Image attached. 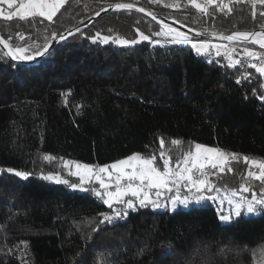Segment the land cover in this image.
Masks as SVG:
<instances>
[{
  "label": "trees",
  "instance_id": "16d2710c",
  "mask_svg": "<svg viewBox=\"0 0 264 264\" xmlns=\"http://www.w3.org/2000/svg\"><path fill=\"white\" fill-rule=\"evenodd\" d=\"M122 1L205 34L264 25V5L239 0L226 3L230 14L215 4L205 14L187 1L172 8L164 0H67L53 21L0 18V34L33 54ZM162 29L135 9H114L37 63L14 61L0 47V168L29 173L26 179L0 173V264H264V213L225 223L209 201L173 210L137 203L127 217L101 222L112 209L96 195L98 184L69 187L79 180L66 160L101 166L140 153L155 155L160 165L161 151L175 162L200 143L239 157L232 171L212 176L217 188L242 191L243 184L259 196L261 182L247 176L243 157L264 161V76L248 62L227 67L223 55L197 54L190 43L156 36ZM137 30L151 40L118 46L89 39L100 32L134 40ZM49 173L67 183L42 178Z\"/></svg>",
  "mask_w": 264,
  "mask_h": 264
},
{
  "label": "snow or ice",
  "instance_id": "6c2138e0",
  "mask_svg": "<svg viewBox=\"0 0 264 264\" xmlns=\"http://www.w3.org/2000/svg\"><path fill=\"white\" fill-rule=\"evenodd\" d=\"M67 2V0H0V4L7 5L9 11L7 15L3 8H0V18L6 20H12L14 17L20 19H30L35 17L46 18L48 21H53V18L57 15L60 8ZM158 2V0H153ZM201 12L209 14L206 5L196 3V0H191ZM254 3L264 5V0H254ZM206 4H215L221 11L227 10L230 14L233 9L228 4L223 3V0H206ZM117 10H131L133 4L131 3H116L113 6ZM140 12H144V8L138 9ZM107 11V9H102ZM100 12L96 15L100 16ZM155 19V15L152 12L147 13ZM264 16V12L260 13ZM255 18L256 13H252ZM163 25V29L156 32V36H165L172 40L173 43L186 44L190 43L191 48L196 51L197 54H211V50L215 49V55L220 57L224 56L228 60L227 67H243L242 60L247 58L250 61L248 67L255 69L257 73L264 76V53L257 52L251 48L243 47L240 52H237V46L251 43L258 45L260 49H264V30L261 31H235L231 34H219V38L229 42L225 45H213L206 41L191 42L187 34L181 33L171 26L160 22ZM264 29V25L261 26ZM139 33L140 41H150L151 36L146 35L144 32L137 30ZM200 35L201 33H197ZM213 35H217L213 33ZM63 39V37H61ZM93 43L102 44H116L118 46L134 45L137 40H128L119 36L112 37L109 35H102L97 32L95 36L89 37ZM0 43L8 49L11 58L19 60L21 62H31L36 60L37 57H42L49 53L51 45L45 44L42 49L36 50L33 54H26V49L23 47H15L9 45V42L0 36ZM159 43V41H156ZM231 45V46H229ZM223 48V53L221 49ZM14 53V54H13ZM23 70V69H22ZM250 73L245 74L246 79ZM237 84L240 80L237 79ZM70 91V90H69ZM264 100V95L259 97ZM182 143L179 139H173L172 145H180ZM160 146L163 149L164 140L160 139ZM229 155L231 159H229ZM161 164H157V157L155 155L143 156L140 153H134L124 159H120L110 165L100 166L98 171L93 169V166L88 164L75 163V173L79 177L81 183H89L95 180L100 186L102 191H96V195L112 209L111 214H102L103 221L111 223L113 220H120L128 215V210H135L137 203L140 207H146L151 204L153 207L159 208L162 206L158 203L162 195H167V198L171 200L173 208L177 203L188 205L189 197L184 195L181 197L180 190L184 188L187 192L193 190L198 195L195 197V203H200L205 199H216L217 197H205L204 192H217L219 194L220 189L215 187L212 182L209 172L212 176L217 174V171L224 172L227 168L228 171H232L231 163L239 162V157L236 153L225 154L218 148L208 147L200 143H195L194 147H189L184 153L182 158H178L173 162L171 155H166L161 151L159 154ZM45 160L52 161L56 159L51 155H46ZM245 164H249L248 177H253L255 180L261 182L260 198H257V194L250 187H246L243 184L240 189L243 192L252 191V199H247L240 196L237 199L238 192L231 190L225 193V196L230 197L228 204L234 206V215L236 217L241 216V210H245L247 213H257V205L261 206V210H264V161H257L250 159L249 157H243ZM73 164L72 161H68L65 167H69ZM255 166L259 171L254 172L251 167ZM7 172L14 174L16 177L26 179L29 173L16 170L13 168H7L6 170L0 168V173ZM45 179L55 180L57 183H67L66 180H61L58 175H48ZM78 185L73 184L75 188ZM155 196V199H153ZM131 197V198H128ZM114 205H124L125 207L117 209ZM233 213L221 215L219 219L225 223L232 221Z\"/></svg>",
  "mask_w": 264,
  "mask_h": 264
},
{
  "label": "water",
  "instance_id": "95a60500",
  "mask_svg": "<svg viewBox=\"0 0 264 264\" xmlns=\"http://www.w3.org/2000/svg\"><path fill=\"white\" fill-rule=\"evenodd\" d=\"M119 3H131L133 4V8L132 9H135L137 11H139L138 9L139 8H144L145 11L144 12H141L143 14H145L146 16H148L149 18H151L152 20H154L155 22L159 23L162 27L163 25L160 23L161 21H163L164 24H167L169 26H171L172 28L175 27V28H179L181 29L182 31H184L185 33H187L188 35H190V40L191 39H198V40H209V41H220V42H225V43H229L225 40H222L219 38V34H224V35H227V34H231L232 32L230 33H215L217 35H213V33H208V34H205V33H201V32H198L196 30H193L191 28H188L186 27L184 24H182L181 22L179 21H176L174 19H170V18H167L153 10H150L138 3H134V2H128V1H122V2H119ZM116 4V3H115ZM115 4H109V5H106L104 7H102L101 9H99L98 11H96L95 13H93L92 15H90L89 17L85 18L84 20H82L80 23L76 24L75 26H72L70 27L69 29H67L66 31L62 32L60 35H58L53 41H51L49 43V45H51V48L49 49V52L51 50H53L55 48V46L62 40H64L65 38H67L68 36H70L71 34L79 31L80 29L84 28V27H87L89 26L90 24L94 23L95 21H97L98 19H100L101 17H103L104 15H106L107 13L113 11L115 8L113 7ZM107 9V11H102V9ZM97 12H100V16H97L96 13ZM140 12V11H139ZM148 12H152L154 13L155 15V19H153L152 16H149L147 13ZM261 30H264L262 28H257L255 30H252V31H261ZM235 32V31H234ZM197 33H201L200 35H198ZM0 36H2L0 34ZM3 37V36H2ZM63 37V39L61 38ZM3 39H5L3 37ZM7 40V39H5ZM10 46H12L10 43H9ZM0 47L7 53V55L11 58V54H9V51L7 48L4 47V45L2 43H0ZM13 47V46H12ZM15 48V47H13ZM14 54V53H13ZM49 54V53H48ZM47 54H45L44 56L42 57H37L36 60L34 61H31V62H21L19 60H14V61H17V62H21V63H27V64H32V63H37L39 62L41 59H43Z\"/></svg>",
  "mask_w": 264,
  "mask_h": 264
},
{
  "label": "rangeland",
  "instance_id": "374dc122",
  "mask_svg": "<svg viewBox=\"0 0 264 264\" xmlns=\"http://www.w3.org/2000/svg\"><path fill=\"white\" fill-rule=\"evenodd\" d=\"M181 33H185L184 31H182V30H179ZM185 34H187V33H185ZM188 35V34H187ZM112 37H116V36H112ZM134 40H137V41H140L139 40V37L137 38V39H134ZM131 41V40H130ZM191 42H199V41H206V42H208V43H210V44H212L211 42L212 41H209V40H198V39H191L190 40ZM217 44V43H216ZM216 44H213V45H216ZM219 45H225V44H219ZM229 46H231V45H229ZM258 46V45H257ZM259 47V46H258ZM243 48V47H242ZM249 48V47H248ZM260 49V48H259ZM253 49V50H255V51H257V52H262V53H264V49ZM240 50L241 49H239V48H237V52L239 53L240 52ZM221 51H222V53H223V48L221 49ZM215 55V53H213V56ZM205 146H207V145H205ZM208 147H211V146H208ZM213 148H216V147H213ZM230 159V158H229ZM68 161H70V160H66L65 161V165L67 164V162ZM73 162V164L71 165V166H69V167H66V169H67V171H69V172H71L72 174L73 173H75V171H76V169H75V163H77V162H74V161H72ZM79 163V162H78ZM114 163V162H113ZM81 164H83V163H81ZM112 164V163H111ZM88 165H90V164H88ZM108 165H110V164H108ZM92 166V165H91ZM101 166H104V165H101ZM251 170L252 171H254V172H258L259 170L255 167V166H252L251 167ZM48 175H58L59 177H60V179L63 181V180H65V179H63V177L60 175V174H55V173H49V174H45V175H42V178L43 179H45V177L46 176H48ZM75 177H78V176H76L75 175ZM211 177V176H210ZM45 180H47V181H49V182H52V183H57L55 180H50V179H45ZM78 183H75V184H77L79 187L82 185H85V184H87V183H81V181H80V179H79V177H78ZM67 181V180H66ZM94 180H92L91 182H89L90 183V185L91 186H95V181L93 182ZM77 186V187H78ZM69 187L71 188V189H74L73 187H72V185H69ZM77 187H75V188H77ZM94 190H95V188H94ZM240 191V190H239ZM197 194V193H196ZM240 196H243V197H245V198H247V199H252V195H247V194H244V193H240L238 196H237V199H239V197ZM230 197H226V200H228ZM257 198H260V196H257ZM223 199H221L220 201H219V203H216L215 204V206L217 207V210L219 211V213L221 214V215H226V214H229V212H231V210H230V207L228 206V207H226V206H224V204H223ZM183 208H188V207H190L191 205L190 204H188L187 206H185V205H181ZM177 207H175V208H173V207H171V209L173 210V209H176ZM232 211L234 212V206H232ZM260 213H264V210H261V206H259V208H257V213H252V214H249V213H247L245 210H241V214H243V215H245V216H250V215H257V214H260ZM234 217H236L235 215H234Z\"/></svg>",
  "mask_w": 264,
  "mask_h": 264
},
{
  "label": "crops",
  "instance_id": "0c3cea01",
  "mask_svg": "<svg viewBox=\"0 0 264 264\" xmlns=\"http://www.w3.org/2000/svg\"><path fill=\"white\" fill-rule=\"evenodd\" d=\"M0 8H3V9H7V10H10L9 8H8V6L7 5H3V4H0ZM218 149H220V148H218ZM223 153H225V154H228V153H226V151H224V150H222V149H220ZM229 157H230V155H229ZM253 159V158H252ZM255 160H257V161H263V160H259V159H255ZM100 166H93V169L94 170H96V171H98V168H99ZM211 178V180H212V182L215 184V187L217 188V184H216V180L215 179H213V177L211 176L210 177ZM95 181V180H94ZM96 182V181H95ZM96 186V185H95ZM218 189H220V192H219V194L217 193V192H215V191H213V192H204L203 193V195L205 196V197H209V196H211V197H217L216 199H205V200H202L201 202H203V201H209V202H211V203H213L214 205L216 204V203H219V201L221 200V199H223V204H224V206H226V207H230V210H231V212L233 213V216L232 217H234V212L232 211V206H230L229 204H228V200H226V197L227 196H225V193H227V192H230L231 190H225V189H221V188H218ZM102 191V189H100V186L98 185V186H96L95 187V191ZM238 192V195L240 194V193H246V192H242V191H237ZM180 195H181V197H183L184 195H185V192L184 191H181L180 192ZM198 195V194H197ZM128 198H131V197H128ZM153 199H155V196H153ZM164 203V205H166V206H168V207H173V205H172V202H171V200L170 199H168L167 197H165L164 195H162L161 196V198L159 199V201H158V203ZM200 202V203H201ZM136 203H138V201H136ZM188 204H192L191 202H189ZM182 204H180V203H177L176 204V206L175 207H179V206H181ZM257 208H259V205H257L256 206Z\"/></svg>",
  "mask_w": 264,
  "mask_h": 264
},
{
  "label": "built area",
  "instance_id": "2783aa9c",
  "mask_svg": "<svg viewBox=\"0 0 264 264\" xmlns=\"http://www.w3.org/2000/svg\"><path fill=\"white\" fill-rule=\"evenodd\" d=\"M148 1H152V2H153V0H148ZM158 1H159V0H158ZM164 1H168V2H170V6H171L172 8H176V7L178 6V4H179L180 2H182V1H187V2L191 3V0H164ZM230 1H232V0H223V3H229ZM239 1L254 3V0H239ZM218 2H219V0H218ZM196 3L206 5L207 10H208L212 5H214V4H206V0H196ZM191 4H192V3H191ZM193 5H194V4H193ZM194 6H195V5H194ZM211 43H212V44H216V43H217V44H228V43L220 42V41H212ZM213 53H215V49H212V50H211V54H209V55H213ZM247 62L250 63V62H253V61H250V60L247 59V58H245V59L242 60V64H243V65H244L245 63H247ZM226 153H228V152L226 151ZM218 173H221V172L217 171V174H218ZM209 175L212 176V175H211V172H209ZM181 191H184V192H185V195H187V196L189 197V201H190L191 203H195V197L197 196V194L195 193L194 190H193L192 192H187L186 189L181 188L180 192H181ZM164 196L167 197V195H164ZM160 204L164 205L163 202L160 203ZM159 208H164V206L159 207Z\"/></svg>",
  "mask_w": 264,
  "mask_h": 264
},
{
  "label": "bare ground",
  "instance_id": "6f19581e",
  "mask_svg": "<svg viewBox=\"0 0 264 264\" xmlns=\"http://www.w3.org/2000/svg\"><path fill=\"white\" fill-rule=\"evenodd\" d=\"M190 38V35H187Z\"/></svg>",
  "mask_w": 264,
  "mask_h": 264
}]
</instances>
